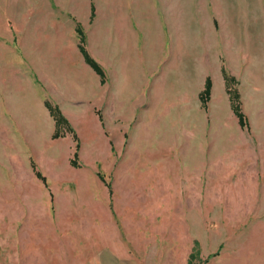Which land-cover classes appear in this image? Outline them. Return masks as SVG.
Wrapping results in <instances>:
<instances>
[{"label":"rangeland","instance_id":"obj_1","mask_svg":"<svg viewBox=\"0 0 264 264\" xmlns=\"http://www.w3.org/2000/svg\"><path fill=\"white\" fill-rule=\"evenodd\" d=\"M108 247L264 264V0H0V264Z\"/></svg>","mask_w":264,"mask_h":264},{"label":"trees","instance_id":"obj_2","mask_svg":"<svg viewBox=\"0 0 264 264\" xmlns=\"http://www.w3.org/2000/svg\"><path fill=\"white\" fill-rule=\"evenodd\" d=\"M82 49V52L86 58V61L87 63L99 74L102 76V82H104V73L103 71L101 70L100 66L98 65V63L93 60L90 55L88 54V52L86 51V49L84 47L81 48ZM225 78H226V81L227 83L229 84L230 82L232 81H235V78L233 77H229L228 75H225ZM211 88H212V81L211 79H207V82H206V85H205V90L203 92V95L201 96L202 97V100H203V103L204 105L206 104V101H208L210 99V95H211ZM229 94L231 96V101H232V107H233V110L236 114V116L238 117L239 119V123L241 125V127H244L247 125V119H246V116L245 114L243 113L242 111V105H241V96H240V93L239 91L237 90H234V89H230L229 90ZM51 112H52V115L55 117L56 121H57V127H58V130H60L61 127L65 126L66 125V128L71 131V133H73L74 137H76V134H75V131L73 130L71 124L69 123V121L63 116V114L60 112V110L58 109H51ZM61 136H64L63 135V129L60 130V131H57V133L54 135V138H58V137H61ZM80 146V145H79ZM80 149V148H79ZM78 148H77V152L75 154V161L72 162L73 165L75 167H77L76 165V159L78 158ZM37 174V177L39 179H41L45 184H46V178L39 172H36ZM110 187V186H109Z\"/></svg>","mask_w":264,"mask_h":264},{"label":"crops","instance_id":"obj_3","mask_svg":"<svg viewBox=\"0 0 264 264\" xmlns=\"http://www.w3.org/2000/svg\"><path fill=\"white\" fill-rule=\"evenodd\" d=\"M87 261H89L87 264H139L131 257L121 256L117 249L111 247L96 251Z\"/></svg>","mask_w":264,"mask_h":264}]
</instances>
